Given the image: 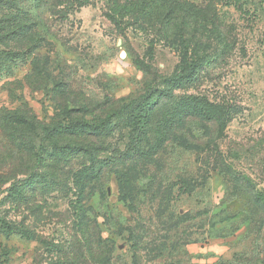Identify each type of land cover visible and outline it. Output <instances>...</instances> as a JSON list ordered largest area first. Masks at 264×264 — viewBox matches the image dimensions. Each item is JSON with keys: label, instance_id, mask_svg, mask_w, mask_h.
<instances>
[{"label": "rangeland", "instance_id": "rangeland-1", "mask_svg": "<svg viewBox=\"0 0 264 264\" xmlns=\"http://www.w3.org/2000/svg\"><path fill=\"white\" fill-rule=\"evenodd\" d=\"M0 22V264H264V0H0ZM11 111L60 126L40 166ZM26 170L60 186L10 196Z\"/></svg>", "mask_w": 264, "mask_h": 264}, {"label": "trees", "instance_id": "trees-1", "mask_svg": "<svg viewBox=\"0 0 264 264\" xmlns=\"http://www.w3.org/2000/svg\"><path fill=\"white\" fill-rule=\"evenodd\" d=\"M8 55L9 53L6 50L0 49V69L2 70L5 69L9 73L10 69H7L4 67V63L7 61ZM167 96L171 97L170 94L167 93L166 91L160 92V94L157 96V98L153 102L152 106L156 107L161 102V100H163ZM131 105L132 103L129 104L128 107H130ZM149 107L151 108V106ZM18 112L19 111H13V112L11 111V112L6 113L5 116L3 117V119H5L6 122L10 126H12L14 130H16V134L17 132L20 133L19 138H16V137L10 138V141H12L15 144L17 143L18 148L20 149V151L23 152V153L21 152L22 153L21 156H23L26 159H33L36 162L37 166H40L41 164H43L44 157L47 156L46 155L47 151L45 150L44 142L47 141L50 138V136L53 135L60 126L58 128L53 127V128L47 129L46 127H42V129H38L31 124V121L28 120L26 115L22 113H18ZM147 114H148V111H147ZM150 116H151V113H149V115H147L145 118L149 119ZM113 119H114V114H108L105 118H96L89 122H76V124L79 126L78 131L88 130L91 132L93 131L94 133L97 134L98 130L107 129L111 127ZM147 121L148 120L144 122V126H142L141 131L143 130L145 131V129L147 128L145 127V124H147ZM20 125H21V128H24V130L20 128L22 131H17ZM25 126L28 127L29 130ZM37 141H39V143H37ZM81 150H86V149L81 148ZM94 160L95 158L91 160L93 163L88 168L84 169V171L81 174V179L83 178H87L91 180L99 179L101 172L103 171L105 167H107L106 166L107 163L99 162V161L95 162ZM25 174L26 176L30 174L31 178L32 177H35V178H33L32 180L30 178L26 180V182H24L23 184H19V185L13 184L8 190L10 196H15V197L22 196V190L28 184H32L36 187H40L41 189L47 192L53 191L57 187L60 186V184H57L56 182V179H57L56 174L51 173L48 176V178L46 176L45 177L35 176L36 173L33 170H26L25 173L22 175H25ZM102 258L99 260V264H114L112 262L113 261L112 256L108 257L105 255Z\"/></svg>", "mask_w": 264, "mask_h": 264}, {"label": "crops", "instance_id": "crops-1", "mask_svg": "<svg viewBox=\"0 0 264 264\" xmlns=\"http://www.w3.org/2000/svg\"><path fill=\"white\" fill-rule=\"evenodd\" d=\"M218 245H222V244L219 243V241H218L217 244H216V247H213L212 250H208V251H210V253L215 254L216 256H221V255H224V254L226 255V251L225 250L221 251V249H219L220 247ZM203 251H204V249H203Z\"/></svg>", "mask_w": 264, "mask_h": 264}, {"label": "water", "instance_id": "water-1", "mask_svg": "<svg viewBox=\"0 0 264 264\" xmlns=\"http://www.w3.org/2000/svg\"><path fill=\"white\" fill-rule=\"evenodd\" d=\"M121 57L122 58H125L126 57V54L125 53H122Z\"/></svg>", "mask_w": 264, "mask_h": 264}]
</instances>
